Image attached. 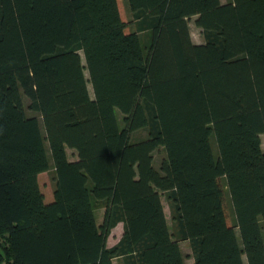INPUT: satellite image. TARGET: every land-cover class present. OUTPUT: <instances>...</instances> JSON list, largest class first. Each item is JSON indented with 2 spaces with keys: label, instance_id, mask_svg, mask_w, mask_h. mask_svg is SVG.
Listing matches in <instances>:
<instances>
[{
  "label": "trees",
  "instance_id": "1",
  "mask_svg": "<svg viewBox=\"0 0 264 264\" xmlns=\"http://www.w3.org/2000/svg\"><path fill=\"white\" fill-rule=\"evenodd\" d=\"M262 135L264 0H0V264H264Z\"/></svg>",
  "mask_w": 264,
  "mask_h": 264
},
{
  "label": "rangeland",
  "instance_id": "2",
  "mask_svg": "<svg viewBox=\"0 0 264 264\" xmlns=\"http://www.w3.org/2000/svg\"><path fill=\"white\" fill-rule=\"evenodd\" d=\"M227 1H229V0H221V2H223V3L227 2ZM123 13L125 14V16L127 18L131 16L126 5L123 6ZM189 26H190V32H191L192 40L196 43H202L204 41V39H203V36L201 33V29L195 25L194 18H192L190 20ZM28 113L32 114L31 111H28ZM116 116H117L119 126L121 128L124 127V121H123L124 116L118 109L116 110ZM145 135H146V131L140 129V130H137L131 134V139L136 140V139L144 137ZM261 142H262V149L264 150V135L261 136ZM66 153H67V157L69 160H76L77 159V152L74 149L67 147ZM163 157H164V152H163L162 148H158L154 152V164H155V166H158V164L160 163V161ZM51 179H52L51 173H49V172L43 173L39 176L40 186H41L42 190L48 196L50 195V192L52 190V180ZM161 199H162L167 223L169 225L170 230L172 231L171 213H170V209H169L168 203L166 201V198L163 194H162ZM94 213H95L97 224H101L103 221V218H104V213H105L104 203L96 202ZM122 230H123L122 223L117 224L111 230V233L109 234V236L107 238V246L110 247L118 241V239L120 238V236L122 234ZM180 247H181V250H182L184 258H185V264H193V258H192V253H191V248H190L189 243L187 241H181ZM113 264H121L120 259L114 258Z\"/></svg>",
  "mask_w": 264,
  "mask_h": 264
}]
</instances>
